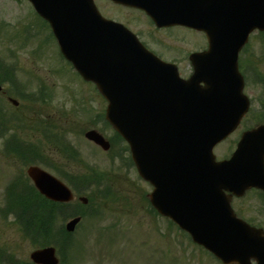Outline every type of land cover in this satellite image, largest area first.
Here are the masks:
<instances>
[{
	"label": "water",
	"instance_id": "obj_1",
	"mask_svg": "<svg viewBox=\"0 0 264 264\" xmlns=\"http://www.w3.org/2000/svg\"><path fill=\"white\" fill-rule=\"evenodd\" d=\"M31 1L51 22L65 56L108 97L107 119L131 145L141 175L156 186L149 196L154 207L225 264H252V259L264 264V232L238 220L230 206L232 196L225 193L241 196L252 187L264 190V126L242 137L230 161L216 162L213 154L247 110V101L240 97L243 83L236 60L256 25L264 30V0H249V29L237 26L236 20L216 30L199 27L207 33L211 57L220 40L224 46L232 38L224 53L228 72L216 89L215 83L197 74L184 81L176 71H162L156 67L157 60L151 65L152 73L141 78L137 62L143 51L128 44L124 35L108 39L95 8L74 7L72 0ZM232 7L235 19L237 7H246L245 0ZM109 40L123 45L114 73L104 67ZM202 81L211 82L204 91L199 86ZM86 137L104 150L110 147L95 131ZM28 174L47 198L73 199L60 181L41 169L31 167ZM79 222L80 218L69 222L67 231L73 232ZM31 258L37 264H58L54 248L35 251Z\"/></svg>",
	"mask_w": 264,
	"mask_h": 264
},
{
	"label": "rangeland",
	"instance_id": "obj_2",
	"mask_svg": "<svg viewBox=\"0 0 264 264\" xmlns=\"http://www.w3.org/2000/svg\"><path fill=\"white\" fill-rule=\"evenodd\" d=\"M97 5L105 16L128 21L150 35L151 27L144 15L114 8L104 1H98ZM33 11L26 1L0 0V57L5 66L12 69L16 76V88L25 98L23 101L12 96L20 99L22 105L16 112L7 100L9 93L0 95V107L7 115L12 114L10 117L14 114L23 116V122L31 130H27L26 135L29 134L33 143L45 142L40 148L41 154L48 158L51 165H68L66 169L76 174H89L91 166H94L102 173L97 182L81 189L93 203L81 209L84 218L69 246L63 248L60 256L64 258L62 264H221L195 246L168 220L152 212L146 197L152 187L139 178L128 160L124 144L112 146L109 152H104L85 139L82 131L92 128L101 131L108 140L113 137L114 131L103 121L90 122L91 110L101 115L107 103L96 93L95 86L80 79L68 62L57 54L55 41L47 40L49 34L41 31ZM156 34L162 45H154L153 49L165 59L176 62L181 61L180 57L184 60L187 52L199 49V44L203 43L196 33L188 30L175 29ZM246 53L245 59L249 57V84L245 91L252 100V108L257 111L258 102L264 94L263 84L260 85L264 79V36L260 37L257 32L252 34ZM186 64L184 60V64L180 65L183 77L190 73ZM4 88L7 91L6 85ZM246 126H249L248 122L225 143L217 146V159L232 153ZM44 128L66 134L82 158L67 162L54 144L44 140ZM11 129L9 125L10 131L7 129L6 136L13 134ZM5 140H0V208L5 204L8 183L26 171L14 158L3 156ZM42 167L56 173L52 168ZM233 207L240 217L264 229V203L256 194L250 193L235 201ZM51 220L52 233L60 235V239L65 232V215L54 212ZM22 232L13 215L3 217L0 214V264H8L6 259L9 256H13L15 261L29 262L30 254L40 247Z\"/></svg>",
	"mask_w": 264,
	"mask_h": 264
},
{
	"label": "trees",
	"instance_id": "obj_3",
	"mask_svg": "<svg viewBox=\"0 0 264 264\" xmlns=\"http://www.w3.org/2000/svg\"><path fill=\"white\" fill-rule=\"evenodd\" d=\"M33 152L36 153L35 151ZM24 192L26 193V189H24ZM28 195L29 196L27 197V195L23 194V196H26L28 200L20 194H15V192L14 194L12 193L11 196V206L14 211L17 212L16 215L21 221L22 214H27V211L29 214L28 216H31L32 218L37 217L39 220L41 219V223H38V225H34L32 221L23 222L22 224L25 232L27 234L30 233L31 238L35 241L37 240L40 245H56L61 250L68 247L70 244V238L64 234L60 239H58V236L53 234L51 230V218L56 208L54 204L43 200L33 190L29 191ZM82 214L83 213L78 212L76 215Z\"/></svg>",
	"mask_w": 264,
	"mask_h": 264
},
{
	"label": "flooded vegetation",
	"instance_id": "obj_4",
	"mask_svg": "<svg viewBox=\"0 0 264 264\" xmlns=\"http://www.w3.org/2000/svg\"><path fill=\"white\" fill-rule=\"evenodd\" d=\"M137 33H139V36L141 37L142 40H144L147 44H153L156 45V43L152 42L153 39L150 38L143 30L137 29Z\"/></svg>",
	"mask_w": 264,
	"mask_h": 264
}]
</instances>
